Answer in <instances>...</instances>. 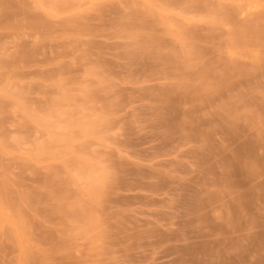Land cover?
<instances>
[{"label":"rangeland","instance_id":"rangeland-1","mask_svg":"<svg viewBox=\"0 0 264 264\" xmlns=\"http://www.w3.org/2000/svg\"><path fill=\"white\" fill-rule=\"evenodd\" d=\"M0 264H264V0H0Z\"/></svg>","mask_w":264,"mask_h":264}]
</instances>
